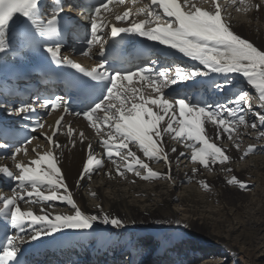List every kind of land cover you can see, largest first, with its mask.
Instances as JSON below:
<instances>
[{
	"label": "bare ground",
	"instance_id": "6f19581e",
	"mask_svg": "<svg viewBox=\"0 0 264 264\" xmlns=\"http://www.w3.org/2000/svg\"><path fill=\"white\" fill-rule=\"evenodd\" d=\"M194 2L204 10H211L209 0H194ZM220 5L223 22L230 27V30L254 47L264 50V0H242V2L222 0ZM163 19L168 18L163 17ZM158 26L162 25L157 24L154 28ZM6 34L7 32H4V50L0 51V56L11 48L12 38ZM77 61L89 66L96 64L89 60L77 59ZM189 71L207 72V75H196L192 78L218 79L221 89L238 84L244 85L250 107L241 105L243 111L238 112L237 115L241 112L246 114L245 124L237 127L234 117L229 116L226 111H224L226 113L224 126H220L218 120L213 123L202 118L205 137L216 145L217 141L223 142L224 148L221 149L229 157L228 162L210 161L207 168L198 161L193 162L191 148L185 145L183 139L175 137L174 132H170L161 138L154 137L163 145L167 161L158 156L149 159L136 143L129 144V149L123 150L135 152L136 157L148 164V167L157 174L143 179L142 177L148 174L147 169L141 168L131 157L122 161L114 154L112 159L120 165V171H117L116 166L109 160L107 151H114L118 141H113L106 147L102 142L103 139H109L106 134H101L96 141V137L90 129H87L84 122L74 121L78 130L73 136L60 135L55 139L54 144L38 141L24 147L27 149L26 153L24 151L17 153L15 160H0V170H7L0 171V176L8 175V172L17 176L19 174L17 165L35 169L36 165L33 162L50 153L61 169L73 201L84 215L102 217L107 214L110 218L120 219L123 225L114 227L96 221L93 222L91 229H65L54 235H41L37 239H31L34 229L29 228L26 230L29 231V235L26 236L29 240L24 241L25 243L36 244L74 231L78 234L70 239L81 242V246L86 251L94 253V256L99 254L98 250L107 246H120L128 253L139 252L145 246L152 251V255L143 258L141 264H160L163 261L169 264H221L220 260L230 257L229 255L238 249L243 251L245 246L253 249L264 246L262 239L264 136H261L264 125L259 121V116L264 115V107H262L264 101L260 99L258 90L248 84L247 79L241 74L209 72L203 65L201 68ZM232 104L233 107L229 108L235 109L237 106ZM3 111L4 108L0 106V115ZM248 116H252L254 121L248 119ZM228 121H232L231 125L227 123ZM253 123L256 124L255 128L251 127ZM166 125L167 116L158 127L163 129ZM173 127L176 128L177 125L174 124ZM224 127L229 128L231 138L228 132L224 131ZM90 143L91 147L87 151ZM191 143L193 142L188 141V144ZM34 145H36L35 149ZM196 146L202 147L201 144ZM89 158H92V164H88ZM97 160L100 161L99 165L96 163ZM129 165L132 166L133 171L128 170ZM86 167L89 169L88 172H84ZM40 170L49 171L46 162H41ZM135 170H139L141 176L135 175ZM234 179L236 181L233 187L230 186L232 184L230 181ZM187 182L189 187L186 186ZM253 184L255 187L250 194L244 191L245 185L252 187ZM204 185H207V188ZM49 187L43 186L44 195L51 194L48 191ZM29 190H31L30 186ZM16 193L24 196L25 200L18 199ZM57 195L59 197L66 193L61 188ZM0 196L15 198L16 206L22 211H32L34 215H43L47 212L52 218L56 215L75 214V209L71 205L59 199L45 202L33 194L32 199L36 202L27 203V193L19 186L13 192L0 190ZM2 207L3 205L0 204V209ZM179 212H181L180 216ZM8 215L10 218V214ZM258 215L263 220H258ZM0 216L6 217L7 214L0 212ZM36 227L37 230L44 227L47 231L45 226ZM190 239L199 242L193 244V248H197L198 252L189 251L187 254L191 255L186 257L183 251L180 252L181 254L174 251L179 244L186 249ZM205 239L206 241H203ZM202 242L205 244L200 245ZM207 250H209L207 254L214 256H209L200 263V257ZM75 254L82 261L81 252L75 251ZM119 255L120 258L124 257L120 253ZM233 262L236 263L235 259L231 258V264ZM102 263L114 264L105 261Z\"/></svg>",
	"mask_w": 264,
	"mask_h": 264
},
{
	"label": "snow or ice",
	"instance_id": "6c2138e0",
	"mask_svg": "<svg viewBox=\"0 0 264 264\" xmlns=\"http://www.w3.org/2000/svg\"><path fill=\"white\" fill-rule=\"evenodd\" d=\"M123 2V0H120ZM135 2V0H133ZM242 2V0H241ZM111 0L106 2L95 9V17H99L102 9L107 10ZM211 4V10H204L203 7L198 6L194 0H184L182 5L178 0H151V4H146L141 10L146 17H152L154 22L162 25L148 30L145 29V24L149 23L147 19L143 22H133L131 28L123 27H111V36L117 37L123 32L137 33L148 40L158 42L162 45H166L169 48L177 50L186 57L198 61L204 66L209 72H216L221 74H233L238 73L247 79L248 84L252 85L258 90L260 99L264 101V50H260L254 47L253 44L247 40L242 39L239 35L234 34L230 27L223 22L221 15V6L216 0H209ZM38 0H24L21 7H19L14 13H10L6 18L0 21V51H3L4 45V29L8 22L16 14H22L28 16L37 7ZM157 6V7H153ZM162 10V14L161 11ZM130 12H125L123 15L116 14V20L125 21L128 19ZM167 17L168 19H163ZM108 24H103V28H107ZM55 20H50L48 23V31L54 32ZM103 30L100 23H97V19L91 20V33L92 37L89 42V48L82 54L87 56L91 51V43L93 41L98 42L97 32ZM106 39L104 44H106ZM99 55H103L104 45H100ZM47 51L51 56L57 60L60 53V49L49 48ZM71 67L78 71L84 72L85 69L81 68L79 64L68 61ZM104 65L101 64V68ZM169 70H164L159 73L157 78L154 80L153 73L148 69H141L139 71L130 72L127 75H115L112 77L111 86L107 92V99L97 105L91 111L84 114L69 112L68 108L65 107L64 111L69 114H74L77 117L81 115L85 120L90 122L93 127H97L93 117H96V121L103 119L104 123L107 124L110 130L106 133L109 139H103V144L107 147L113 141H118L115 150H108L107 156L109 160L116 166L117 171H120V165L116 160L112 159L114 154L120 157V160H126L131 157L137 165L141 168L147 169V176L142 177L148 179L154 177L157 174L154 173L148 164L136 157L135 152L131 150L124 152L123 150L129 149V144L136 143L139 149L144 153L146 157L152 159L159 157L167 161V154L164 152L163 145L159 142V139L164 134L174 132L175 137L184 139L185 145L191 148V160L193 162H199L205 168L209 166V162L215 163L219 161L224 163L229 159L224 154L222 149L215 143H211L209 138L204 135L203 120L207 119L215 123L219 121L220 126H224L226 121L221 116V110L226 111L229 116L234 117L237 127L245 124V117L243 115H237L238 112L243 111L241 105H248L247 93H243L233 101L237 107L230 109L227 106L211 110L210 108L193 106L184 100L175 101V105H178L177 109L173 103H170L167 99L158 97L155 99H145L143 94L140 95V103H131L128 105L126 102L131 100L137 95L136 89H131L132 95H125L124 93L129 90L123 84L124 81L131 83L134 78L139 80L147 79L149 83H152L154 90L160 92V81L159 77H165L168 75ZM175 77L180 80L189 79L196 75H207V72L201 73L198 71L189 72L183 68L176 67ZM181 73H184L182 76ZM94 79L105 78L107 73H100L97 69H93L91 72L86 73ZM176 79L163 81L164 86L167 84L175 83ZM123 89V91H120ZM119 102L118 104L116 102ZM62 101L58 98L54 102L46 101L45 105L51 104L52 108L59 107ZM149 105L157 106L160 111L153 112ZM264 107V105H262ZM20 112L34 111L33 106H25L19 108ZM103 112V117L97 115L99 112ZM167 116V125L163 129L158 127ZM63 120V117L60 118ZM261 125H264V115L259 116ZM231 125L232 121L227 122ZM60 124V121H57ZM177 125L176 128L173 125ZM42 127V125H40ZM252 128L256 127V124L251 125ZM224 131L228 132L229 138H231V132L228 127H224ZM99 134V129H98ZM55 135V133L53 134ZM83 139V133L80 134ZM261 136H264V131H261ZM219 138V133H217ZM51 143L52 137H46ZM188 141L193 143L188 144ZM197 144H201L202 147H197ZM159 145V146H158ZM91 147V145H89ZM24 151L26 148H19L16 150L17 153ZM175 151V149H173ZM123 153V154H121ZM15 160V156H12ZM41 162H46L49 171L40 170ZM36 168L32 169L24 165H17L19 168V174L14 178L18 181L21 190L27 193V203H35L32 199L33 194L42 201H56L61 200L71 205L75 209L74 215H56L50 218L49 213L45 212L43 215H34L32 211H22L19 206H16L15 198H7L0 196V204L3 205L0 212L3 214H10V219L13 227L24 233L27 229H34L31 239H37L41 235L48 234L54 235L56 232L65 229L74 230H87L91 229L93 222L99 221L103 224H110L114 227H122L123 222L118 218H110L109 215L105 214L102 217L96 215H84L81 210L77 207L76 203L72 199V193L68 190L67 184L64 182V176L62 175L61 169L54 162L53 156L49 153L40 159L34 161ZM97 165L100 161H96ZM88 164H92V158H89ZM129 171H133L131 165L128 167ZM0 171H7L6 169ZM89 169L86 167L84 172H88ZM123 174V173H121ZM11 177L12 173L8 172ZM135 175L141 176L139 170H135ZM83 179V177H81ZM234 183L235 181H230ZM50 186L48 191L50 195H44L42 188L43 186ZM29 186L30 189L29 190ZM207 188V185H204ZM63 188L66 195L59 196L57 193ZM16 197L20 200H25L24 196L16 193ZM14 209V210H13ZM28 225V226H26ZM37 225L45 226L40 227L37 230ZM14 239H19L21 242L29 240L24 236L9 239L6 247L2 254H0V264H9L10 261L15 260L19 248L10 250V246L13 245Z\"/></svg>",
	"mask_w": 264,
	"mask_h": 264
},
{
	"label": "rangeland",
	"instance_id": "374dc122",
	"mask_svg": "<svg viewBox=\"0 0 264 264\" xmlns=\"http://www.w3.org/2000/svg\"><path fill=\"white\" fill-rule=\"evenodd\" d=\"M217 145L221 148H224V145H223V142H219V141H217ZM226 162H228V160L226 161ZM234 181H236L235 179H234ZM186 184V183H185ZM189 183L187 182V184H186V186L188 185ZM233 185V187L235 186L234 185V183H232L230 186H232ZM237 185V184H236ZM187 187H189V186H187ZM245 188H244V191H246V192H249V194L252 192V189H254V187H255V184H253V186L251 187L250 185H245L244 186ZM247 189V190H246ZM216 205H218V203H215ZM179 216L181 215V212H179V214H178ZM258 220H263V218L262 217H259V215H258ZM261 237V236H260ZM262 239H263V242H264V233H263V236H262ZM203 241H206V239L205 240H203ZM198 241L197 240H189V244H188V246L186 247V249L184 248V247H182V244H179V245H177V247L175 248V252L176 253H180V252H184L185 253V256L187 257L188 255L190 256L191 254H187V252H193V250H197V252H198V249L197 248H193V244H199V242L197 243ZM202 244H205L204 242H202L200 245H202ZM178 246L180 247V248H178ZM143 247V246H142ZM193 248V249H191V248ZM202 247V246H201ZM156 247H154V249H155ZM148 249V253H147V255H152V251H149V248H147ZM153 249V250H154ZM243 251H240L239 249H238V251H236V252H234L233 254H231V255H229L230 257H225V259H223L222 261L220 260V263L221 264H231V258L233 259H235V261H236V263L237 264H264V246H262L261 248H259V249H253V248H247L246 246L242 249ZM203 252V251H202ZM207 252H209V250H207L206 251V253H203L204 255L203 256H201L200 257V263H203V259H207V257H209V256H214L213 254H207ZM220 253V252H219ZM181 254V253H180ZM221 256H222V254H223V252L221 251ZM198 257V256H197ZM222 258V257H221ZM164 262V261H163ZM160 262V264L162 263V264H169V263H167V262ZM235 262H233L232 264H236ZM197 264H199V263H197Z\"/></svg>",
	"mask_w": 264,
	"mask_h": 264
},
{
	"label": "clouds",
	"instance_id": "9594fccd",
	"mask_svg": "<svg viewBox=\"0 0 264 264\" xmlns=\"http://www.w3.org/2000/svg\"><path fill=\"white\" fill-rule=\"evenodd\" d=\"M18 6L15 0H0V21L6 18L13 7Z\"/></svg>",
	"mask_w": 264,
	"mask_h": 264
}]
</instances>
